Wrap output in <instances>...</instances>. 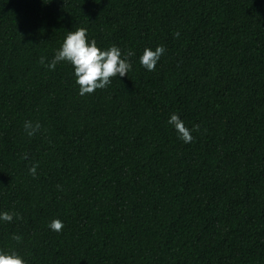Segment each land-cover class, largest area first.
Instances as JSON below:
<instances>
[{
  "label": "trees",
  "instance_id": "1",
  "mask_svg": "<svg viewBox=\"0 0 264 264\" xmlns=\"http://www.w3.org/2000/svg\"><path fill=\"white\" fill-rule=\"evenodd\" d=\"M79 27L135 53L83 96L47 67ZM2 212L25 264H264V0H0Z\"/></svg>",
  "mask_w": 264,
  "mask_h": 264
},
{
  "label": "clouds",
  "instance_id": "2",
  "mask_svg": "<svg viewBox=\"0 0 264 264\" xmlns=\"http://www.w3.org/2000/svg\"><path fill=\"white\" fill-rule=\"evenodd\" d=\"M175 37H179V32L174 33ZM165 48L162 45L156 46L155 50L149 47L143 49L139 61L142 67L148 71H155V67L160 57L164 54ZM135 55L132 51L126 54L122 53L120 48L112 45L107 49H101L97 46L93 39L89 41L87 29L83 27L77 28L75 31H67L58 51H56L51 62L47 63L49 69H55L58 62L66 61L70 63L74 69L75 83L79 86V94H91L97 89L106 88L118 75L120 77L127 76L132 65L129 57ZM40 63L45 64V58L40 57ZM168 123L173 125L180 139L185 143L193 140L192 130H198L199 125H194L190 130L185 126L183 120L178 114L173 113L168 119ZM39 122L33 123L26 120L24 129L28 136H34L40 131ZM37 165L33 164L29 167V173L35 177ZM14 215L18 219H22L18 213L2 212L0 220L11 222ZM63 222L59 219H53L49 223V228L55 232L63 230ZM12 239L20 242V235H13ZM0 264H25L22 257L15 251H0Z\"/></svg>",
  "mask_w": 264,
  "mask_h": 264
}]
</instances>
